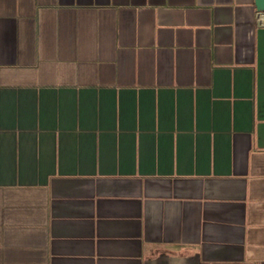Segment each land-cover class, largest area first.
<instances>
[{"label":"crops","instance_id":"crops-1","mask_svg":"<svg viewBox=\"0 0 264 264\" xmlns=\"http://www.w3.org/2000/svg\"><path fill=\"white\" fill-rule=\"evenodd\" d=\"M0 264H264L255 0H0Z\"/></svg>","mask_w":264,"mask_h":264},{"label":"water","instance_id":"water-1","mask_svg":"<svg viewBox=\"0 0 264 264\" xmlns=\"http://www.w3.org/2000/svg\"><path fill=\"white\" fill-rule=\"evenodd\" d=\"M256 7L260 12H264V0H255Z\"/></svg>","mask_w":264,"mask_h":264},{"label":"built area","instance_id":"built-area-1","mask_svg":"<svg viewBox=\"0 0 264 264\" xmlns=\"http://www.w3.org/2000/svg\"><path fill=\"white\" fill-rule=\"evenodd\" d=\"M264 15V12H261Z\"/></svg>","mask_w":264,"mask_h":264}]
</instances>
